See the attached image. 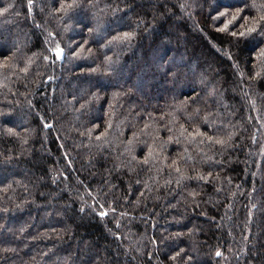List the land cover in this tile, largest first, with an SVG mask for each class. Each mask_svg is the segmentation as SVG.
<instances>
[{
	"label": "trees",
	"instance_id": "16d2710c",
	"mask_svg": "<svg viewBox=\"0 0 264 264\" xmlns=\"http://www.w3.org/2000/svg\"><path fill=\"white\" fill-rule=\"evenodd\" d=\"M262 17L0 0V264H264Z\"/></svg>",
	"mask_w": 264,
	"mask_h": 264
},
{
	"label": "snow or ice",
	"instance_id": "6c2138e0",
	"mask_svg": "<svg viewBox=\"0 0 264 264\" xmlns=\"http://www.w3.org/2000/svg\"><path fill=\"white\" fill-rule=\"evenodd\" d=\"M262 19H264V17H262ZM225 27H227V25ZM255 31H256V28H249V29H247V33L241 32L239 35L244 36L246 34H250V33L255 32ZM233 35H236V34L233 33ZM55 55H56L57 58H61L62 55H63V49L57 47L56 50H55ZM218 142H221V141H218ZM100 215L104 216V215H106V213H100ZM217 255H220V253L218 252Z\"/></svg>",
	"mask_w": 264,
	"mask_h": 264
},
{
	"label": "rangeland",
	"instance_id": "374dc122",
	"mask_svg": "<svg viewBox=\"0 0 264 264\" xmlns=\"http://www.w3.org/2000/svg\"><path fill=\"white\" fill-rule=\"evenodd\" d=\"M56 44H57V43H55L54 46H53V50H52L53 52H55V50H56V49H55ZM165 66H167V68L169 69V67H170V63H169V65L166 64Z\"/></svg>",
	"mask_w": 264,
	"mask_h": 264
},
{
	"label": "water",
	"instance_id": "95a60500",
	"mask_svg": "<svg viewBox=\"0 0 264 264\" xmlns=\"http://www.w3.org/2000/svg\"><path fill=\"white\" fill-rule=\"evenodd\" d=\"M57 47L61 48V46H60L58 43L56 44L55 49H56Z\"/></svg>",
	"mask_w": 264,
	"mask_h": 264
}]
</instances>
